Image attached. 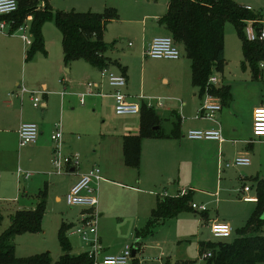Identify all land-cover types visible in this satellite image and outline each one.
Segmentation results:
<instances>
[{
  "label": "rangeland",
  "instance_id": "obj_1",
  "mask_svg": "<svg viewBox=\"0 0 264 264\" xmlns=\"http://www.w3.org/2000/svg\"><path fill=\"white\" fill-rule=\"evenodd\" d=\"M38 1L41 6L44 5L45 0ZM234 1L244 7H252L254 12L251 13H260L264 19V0ZM49 2L54 12L103 14L107 10L115 11L117 18L108 26L104 40L112 46L108 55L113 60L117 58L128 68L129 94L134 99L144 96L146 103L152 104L156 111L166 113L168 108H172L182 113V129L185 133L191 130V124L196 118L195 114H191V101L196 99L194 98L196 90L191 81V61L186 57L184 48L178 44L181 57L177 61H171L148 58L143 47L146 38L168 35L158 24V19L165 15L170 0H49ZM153 24H157L158 27H154ZM252 25L256 30H264L257 21ZM30 26L31 21L28 20L12 33L9 24L5 33H0V54H6L7 49L12 60V65L9 64L6 70L0 66V117L8 115L14 121L19 118L23 107L25 111L30 107L34 112L42 111L33 107L29 101V94L23 97L25 100L23 107L20 103L21 98L15 106L18 113L3 109L4 102L10 100L16 102L19 91L16 88L17 83L27 87L30 92H38L41 91L42 83L53 81L59 83L62 91L61 76L67 78L71 72L77 77L72 81L74 87L91 80L84 77V67L91 65L85 60H77L67 66V69H70L69 73L64 69L66 65L61 32L55 21H47L42 28L46 54L37 53L32 59H28V52L33 43ZM22 35L28 39L27 43ZM130 42L133 44L132 47L128 45ZM60 65L64 69L62 75L56 71V67ZM257 68L260 73L258 77L245 61L243 41L235 25L227 23L225 65L222 71H215L213 75L219 78L218 86L230 87L232 101L216 114L215 121L196 119L206 125L216 126L215 129L222 131L225 142L220 149L209 148L204 157L196 154V146L186 137L167 142L173 143L174 146L170 150V158L161 166L164 169L158 167L156 162H151V159H147L148 150L145 149L144 158H141L139 170L136 172L140 184L123 183L134 186V189L128 187L130 190H122L101 182L98 193L101 209L98 206L97 232L100 247L106 254L117 257L124 252L126 246H130L134 251L140 248L135 256L136 264H208V259L205 260L200 253V243L232 244L240 237L241 230L247 225L257 207L256 204L246 203L244 198L257 196V182L254 178L262 180L264 176V142L252 140L253 104L264 101V62L259 63ZM100 76L104 80L101 74ZM164 76L170 78L168 84L163 83ZM10 95H13L12 98ZM197 95L200 100L198 90ZM38 97L41 98L42 95ZM57 97L59 100L62 98L60 93ZM159 100L163 103V108L157 107ZM183 103L186 107H183ZM136 119L131 117L128 122H135ZM55 123L62 124L64 128L67 125L70 129L78 131L76 134H79L80 140L77 143L81 147L66 151L79 156L78 170L83 168L86 156L88 159L86 166L91 165V170L100 169L102 177L104 170L118 173L130 171L125 167V162L123 163L124 158L119 162L104 161L106 156L114 157L122 147L120 142L122 137L119 135L124 121L113 116V112L104 114L100 111L94 112L86 98L85 105L71 110L67 121L61 119L59 112V118L55 119ZM160 123L162 124L163 120ZM1 129H4L2 125ZM145 140L151 143L153 141ZM116 141L120 142L121 147L116 145ZM34 147V145L21 147L19 138L13 135H8L4 145H0L1 232L10 227L12 215L18 210L36 209L39 193L46 190V210L41 232L21 233L15 237L14 245L18 258L48 254L52 264H56L63 255L60 242L62 228L65 229L66 238L72 246V254L79 255L90 251L86 242L76 235L77 228L81 226V215L86 209L70 206L66 202L76 172L56 174L52 164L54 155L50 157L47 151H36ZM242 152L248 153L251 165L226 168L227 164H232L237 157L242 156ZM26 175L30 176L26 178ZM104 178L124 182L115 175ZM245 186L252 188V192L242 193ZM184 188L193 191L189 207L192 204L205 205L208 211L201 213L188 208L178 216L156 225L150 233L139 239L137 233L146 230L159 199L164 194L177 196ZM209 195L214 196L208 198ZM101 214L103 216L100 217ZM218 216L231 222L233 233L227 239H217L211 233L209 220L217 219ZM222 220L220 222H223ZM208 252L212 254V250L206 251Z\"/></svg>",
  "mask_w": 264,
  "mask_h": 264
},
{
  "label": "trees",
  "instance_id": "obj_2",
  "mask_svg": "<svg viewBox=\"0 0 264 264\" xmlns=\"http://www.w3.org/2000/svg\"><path fill=\"white\" fill-rule=\"evenodd\" d=\"M38 0H18V10L14 14L1 17L7 21L12 33L20 29L29 18L32 46L28 59L37 53L46 54L43 25L55 21L62 36L64 63L69 66L77 60H85L102 70L106 67H121L119 60L107 56L112 46L104 41L107 27L117 18L113 10L103 14L79 12H54L49 0L44 5ZM259 22L263 26L261 14H254L244 9L234 0H170L168 10L159 23L169 31L176 44L182 45L186 57L191 61L192 85L199 96L205 98L210 94L221 101L222 106H229L232 101L231 89L228 86H209V79L215 71L220 72L225 65V26L235 25L243 41L245 61L258 75L257 65L264 62V42H249L245 28L248 22ZM162 119L153 108L146 105L141 109L140 132L136 136H125L123 151L125 164L132 169H139L142 153V142L145 139H180L183 120L177 123L170 133L161 127ZM257 182L256 209L247 225L241 230L240 237L232 244L200 243V253L212 250L208 264H264V184ZM191 191L184 197L165 196L159 199L157 207L146 230L137 233L143 238L162 222L183 213L192 198ZM46 190L39 193L36 209L18 210L12 215L10 227L1 232L0 219V264H52L48 254L30 258H18L15 252L14 239L21 233H38L42 230V221L46 210ZM193 210V209H192ZM63 255L56 264H93L88 253L72 254V246L65 235L60 233ZM136 264V260L134 261Z\"/></svg>",
  "mask_w": 264,
  "mask_h": 264
},
{
  "label": "built area",
  "instance_id": "obj_3",
  "mask_svg": "<svg viewBox=\"0 0 264 264\" xmlns=\"http://www.w3.org/2000/svg\"><path fill=\"white\" fill-rule=\"evenodd\" d=\"M246 11L254 12L252 7H244ZM18 10V0H0V18L7 17ZM253 22H249L245 28L246 38L249 42H264V30H256L252 25ZM9 23L6 21H0V32L4 33L8 28ZM11 27V26H10ZM25 41L27 38L25 35L22 37ZM132 46V44H130ZM146 56L154 60H171L177 61L181 57V52L172 37H157L155 38L149 49L146 51ZM101 75L110 87L115 92L112 95L114 99V108L117 116L123 115H139L142 109V103H145V97L141 96L137 99L140 103L133 102L129 96L122 91L127 89L128 80L123 74H116L107 67L101 70ZM220 83L217 76L212 75L209 79V86H218ZM101 84L95 82H87L84 84V91L79 94L81 98V105L86 104V98L91 95L103 96L102 93L97 94L96 90L99 89ZM21 94H31L33 97L34 107L39 108L41 105V98L38 95H42V91L30 92L26 87L21 88ZM66 93H62L65 96ZM148 108H153L152 104L145 103ZM157 107L163 108L161 100L158 101ZM154 109V108H153ZM223 109L221 101L210 95L205 94L204 103L198 113V119L215 121L216 114L220 113ZM253 137L257 139L264 138V106L257 108L253 113ZM19 144L21 147L26 145H36L40 137V129L36 123H23L18 131ZM64 129L63 125L56 126L55 132L51 136V140L55 146L54 158L52 164L54 172L58 175H63L67 172L75 170L80 165L78 155L68 154L65 155L62 152L63 147ZM185 137L191 141H210L217 143H224L225 139L222 135V131L219 129L209 130H189L185 133ZM251 165V159L247 156L237 157L232 164H227L226 168L231 167H248ZM30 175H26L28 178ZM100 169H93L88 174L81 177L79 182L75 184L69 191L66 202L70 206H79L85 208V212L80 218V227L76 230L78 235L86 244L90 247V251L87 252L93 264H134L135 256L133 247L126 246L124 252L120 256H104L103 249L100 247V238L97 232L98 204H99V186L103 181ZM259 182L264 184V176ZM251 190L250 187H245L243 193H247ZM191 191H182L181 197L187 196ZM248 203H256V198H245ZM192 209L201 213L207 212L205 205L192 204ZM211 233L217 239H227L232 233V227L227 223L216 222L211 225ZM139 249L136 250V254ZM204 259H209L212 254L204 253Z\"/></svg>",
  "mask_w": 264,
  "mask_h": 264
},
{
  "label": "crops",
  "instance_id": "obj_4",
  "mask_svg": "<svg viewBox=\"0 0 264 264\" xmlns=\"http://www.w3.org/2000/svg\"><path fill=\"white\" fill-rule=\"evenodd\" d=\"M167 10H168V6H167ZM167 10H166V13H167ZM164 16H162V17H164ZM162 17H160L158 19V24H160L159 20ZM261 17H262V20L264 22L262 15H261ZM30 19L31 18H29V20ZM153 26L158 27L157 24H153ZM160 26H162V25L160 24ZM263 27H264V24H263ZM162 28L168 34V35H165L162 37H172L170 35L169 31L165 28V26H162ZM160 29H161V27H160ZM107 30H108V27H107ZM107 30H106V32H107ZM106 32H105V34H106ZM61 38H62V36H61ZM155 38H157V37H151L149 39H147V38L144 39L143 47L145 49V53L149 49L152 41ZM25 42L27 43L28 39ZM130 44H132V43L130 42L128 45L130 46ZM132 46H133V44H132ZM130 50H131V48H130ZM5 51H7L6 54H3V53L0 54V66H2V68H4V70L7 69L9 64L12 65V60L10 59L9 52L7 49ZM108 54H109V52L107 53V56L109 58H111V56ZM1 57H4V58L1 59ZM115 60H117V58ZM107 68L116 74H123L127 77L128 86H127V89L123 90L122 92L124 94H126L127 96H129L131 101L136 102L137 99H134L129 94L128 68L126 66H124L122 63H121L120 68L115 67V66H110ZM64 69H66V72H68V73L70 72V69H67V66ZM64 69H63L62 65L56 67V71L60 75L64 74ZM190 71H191V67H190ZM84 73H85L84 77L86 79H91L89 82H95V83L101 84L100 88L97 89L96 92H97V94L102 93L103 96H98V95L94 94V95L87 97L89 100L90 106L93 108V111L94 112L100 111L103 114L111 111V112H113V116H115L118 120L124 121L123 129L120 131V135H119L120 137H122V139L120 141L122 143V147L120 145V142L116 141V145L121 147V149H119L120 154H119V152H117V154L114 157L106 156L104 161L105 162H108V161L119 162L121 159L123 161V158H124V161H123V163H124L125 157H124V151H123V143H124L123 139L125 136H136L139 134L141 113L139 115L117 116L115 113V108H114L115 102H114V99L112 97L115 90L108 85V83L106 82V79L103 80L101 78V76H100L101 70L90 65V66L84 67ZM61 77H62V81H63V90L62 91L60 90L59 83H56L54 81L51 83L44 82L40 85V90L43 92V94L41 97V105L37 109H41L42 110L41 112H34L33 109L31 110V107L27 111L24 110L23 106H24L25 100L23 97L25 94L24 95L21 94V88L24 86L20 83L16 84L17 85L16 88L19 90L17 92V95H16V99H17L16 102L11 101V100L8 102H4L5 107L3 109L4 110H14L16 113H18V110L15 108V106L18 104V101L20 100V98H21L20 103H21V106L23 108L20 110L19 118L16 119V121H14L12 118H9L8 115L0 117V125H2L4 127V129L0 130V134H2L0 137V145H4V141L6 140V137L8 135H13V136L19 138L18 131H19L20 126L23 123H36L40 129V137H39L37 144L34 145L35 146L34 150H36V151H38V150L47 151L48 154L50 155V157H51V155H54L55 146L53 145V142L51 140V136L55 132L56 126L58 125L57 123H55V119L59 118V112H61V119L67 121L68 114L71 112V110H74L77 106H82L80 103L81 98L79 97V94L84 91V87H83L84 84L79 85L78 87L72 86V81L77 79V77L75 75H73L72 72L69 74V77H67V78H64L63 76H61ZM163 79H164L163 83H165V84H168L170 82V78L168 76H164ZM191 81H192V75H191ZM195 90H196V94H194V98H196V99L191 101V114H195L194 117H196V118L194 120L195 122L193 124H191V130H201V129H205V128L215 129L216 126H209V125L204 124L203 121H196V119L198 118L197 117L198 113H199V111L203 105L204 99L200 98V100H199L197 98V96H198L197 95V89L195 88ZM64 92L66 93V95L62 96V93H64ZM59 93L61 94V97H62L61 100H59L57 97V96H59ZM12 96L13 95H10L11 98H12ZM19 96H21V97H19ZM29 101L33 104V107H34L33 97L31 94H29ZM145 103H142L141 105L142 106L146 105ZM182 105H183V107H186L185 103H183ZM262 106H264V101L263 100L257 101L253 104L252 110L254 109V111H255L257 108L262 107ZM153 108H154L156 114L163 120L161 127L167 133H170L173 130L174 124L177 123L178 117L180 119H183L182 113H178V111H176L175 109L168 108L167 112L164 113V112H160L159 110L156 111L154 106H153ZM131 117L137 118L135 120V122L134 121L132 123L128 122L129 119H131ZM193 118H192V120H193ZM215 123H217V122H215ZM182 128H183V125L181 127V133H182V138H183V137H185V130ZM63 129H64V137H63L62 152L65 155H68L69 154V153H67L68 151H72V149H74V148L77 149L78 147H81L80 144L77 143V141L80 140V136H78L79 134H76L78 131H76L74 129H70L67 125L65 128L63 126ZM149 140H153L152 143L149 142L148 140H144L142 142V157L141 158H144L143 153H145V149H146V151L148 150V156H146L147 159H151V162H153V163L156 162L158 164V167H161L165 164L166 161H168L167 159L170 158V150L174 146L173 143H167V142H174L178 139H149ZM252 140L264 142V138H261V139H257V138L254 139L253 138ZM192 142L196 146V150H197L196 154L198 156L201 155L202 157L206 156V153H208L209 148L218 147L220 149L221 145H222L220 143L210 142V141H192ZM70 154H72V153H70ZM242 154H243L242 156L248 155V153H246V152H242ZM121 155H122V157H121ZM84 157L85 158H84L83 168L82 169L80 168V170H78L79 168H76L75 170L72 169V171H71V172H76L75 176L73 177V179H74L73 186L79 182V180L81 179L82 176L88 174V172L91 171V169H92L91 165L86 166L88 159L86 158V156H84ZM53 158H54V156H53ZM124 165L127 168V170H130V171H126L125 173H118L117 171L108 172V171L104 170L103 171L104 172L103 173V175H104L103 179L104 180L102 182H105V184H108L110 186L120 188L122 190H130L128 187H132L134 189V186H128L127 184H130V185L140 184L141 181H139V175H138V173H136L137 170H139V169L129 168L126 166L125 163H124ZM161 168L164 169V167H161ZM110 175H115L118 179H120V180L122 179L121 181H124V182H116L115 180H108V179L104 178V177H110ZM164 175H166V174H164ZM255 179H258V177L254 178V180ZM123 183H127V184H123ZM245 187H249V186H245ZM184 190H186L188 192L191 191V190H187L186 188H184L182 191H184ZM252 190L253 189L251 188V190L249 192L244 193V194L251 193ZM182 191H180L177 196H169L167 194H164L163 197H165V196L181 197ZM242 193H243V190H242ZM209 196L210 197H208V198H212L214 195H209ZM255 197H256V199H258L257 196H255ZM255 197H251V198H255ZM245 198H250V197H245ZM57 200H59V198ZM246 203H248V202H246ZM253 204H256V203L254 202ZM100 205L101 204L99 201L98 206L101 209ZM97 210H98V207H97ZM101 216H103V215L101 214L100 217ZM221 220H222L221 217L218 216L217 219L209 220V221H210L211 225L216 223V222L227 223V224L231 225V222L226 221V218L224 220H222L223 222H220ZM138 246H140V245H138ZM138 249L140 251V248H138ZM103 255L104 256H112L110 254L109 255L106 254L104 251H103Z\"/></svg>",
  "mask_w": 264,
  "mask_h": 264
},
{
  "label": "water",
  "instance_id": "obj_5",
  "mask_svg": "<svg viewBox=\"0 0 264 264\" xmlns=\"http://www.w3.org/2000/svg\"><path fill=\"white\" fill-rule=\"evenodd\" d=\"M136 255V251H134V256Z\"/></svg>",
  "mask_w": 264,
  "mask_h": 264
}]
</instances>
